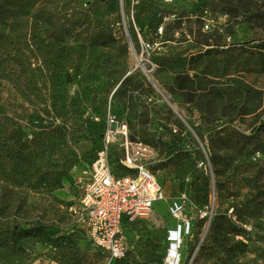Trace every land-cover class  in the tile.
Masks as SVG:
<instances>
[{
    "label": "rangeland",
    "instance_id": "obj_1",
    "mask_svg": "<svg viewBox=\"0 0 264 264\" xmlns=\"http://www.w3.org/2000/svg\"><path fill=\"white\" fill-rule=\"evenodd\" d=\"M22 1L33 31L31 46L35 52L41 48L45 59L31 60L30 69L42 75L35 71L36 83L30 91L21 83L16 86L15 109L20 118L39 114L63 128L70 141L61 154L52 155H60V163L63 157L69 159L66 165L71 164V170L63 177L62 188L54 192L62 203L48 221L51 227L28 238L0 235V264H165L168 232L179 222L169 206L180 195L186 197L183 217L192 227L182 264H195L210 224L224 216L246 230V237L232 239L246 245L239 258L247 259L241 264L252 259L264 263V201L259 206L238 205V220L230 207L233 198L241 201L247 192L252 197L257 188L264 191V154L256 151L246 158L255 167L238 158L236 170L218 175L210 147L221 128L245 136L235 146L244 149L243 154L257 144L264 147V125L258 130L264 124V110L232 124L222 125V120L204 124L180 90L190 86L187 78L194 82L193 88L200 83L212 92L227 89L237 79L261 90L264 100V0ZM257 12L262 16L257 17L259 23L251 17ZM39 18L45 23L38 30ZM102 31L113 38L109 44L87 41ZM3 87L5 100L14 95L7 82ZM107 112L127 125L130 141L155 151L148 167L167 198L155 201L146 218L123 225L127 252L116 261L91 245L69 211L80 195L76 182L85 177L100 145ZM24 130V138L29 139V129ZM257 130L259 138L253 136ZM219 134L226 135L224 130ZM204 206L211 212L208 219L197 212ZM252 212H257L255 217Z\"/></svg>",
    "mask_w": 264,
    "mask_h": 264
},
{
    "label": "trees",
    "instance_id": "obj_2",
    "mask_svg": "<svg viewBox=\"0 0 264 264\" xmlns=\"http://www.w3.org/2000/svg\"><path fill=\"white\" fill-rule=\"evenodd\" d=\"M6 6L8 8H5ZM25 7L26 4L22 0H0V235H18L21 238L45 232L51 227L48 221L58 213L57 204L62 203L54 196V192L62 188V179L71 170V164L66 165L70 163L69 159L63 157L64 162L60 163V155L58 158L52 155L54 152L61 154L70 141L63 128L48 122L46 117L40 118L39 114L35 118L32 114L20 118L15 109L16 99L13 91L16 86L21 83L25 90L30 91L36 83L35 71L42 75V71L30 69L31 60L40 63L45 59L41 48L35 52L31 46L33 31L31 32L27 25ZM256 14L251 17L258 22L257 19L262 16L258 17V12ZM37 22L39 30V26L45 22L43 18H39ZM39 35L40 33H37V38ZM106 35L102 31L91 35L87 41L96 46H105L113 39ZM38 43L41 45L43 41L40 39ZM43 78L45 83L44 72ZM180 80L181 78L176 79ZM186 80L190 86L180 88L184 90L181 95L185 97V102L194 104L204 124L214 120H222V125L232 124L245 116L257 115L264 110L262 91L245 81L233 79L227 89L212 92L205 86H200V83L197 89L193 88L191 85L194 82L188 78ZM4 82L8 83L11 93L14 94L6 100L2 93ZM6 103H9V106ZM218 110L221 111L216 115ZM53 113L57 115L58 108H54ZM262 125L264 124H261L258 130ZM217 126L214 125L212 129ZM27 128L29 139L23 136L24 129ZM223 130L226 135L220 137L219 133ZM226 130L227 128H221L220 131H215L217 140L210 143L211 163L218 175H224L231 168L236 170L239 164L234 162L235 159L239 158V161L245 164L246 158L249 159L256 151L264 154V147L258 144L243 154L244 149L235 146L239 145L245 136L232 129L226 133ZM258 130L254 137L259 138ZM69 138L73 140L72 136ZM245 165L255 167L252 160ZM261 169L259 166L256 174ZM245 179L248 180L249 177ZM256 187L253 185V188ZM258 189L252 197H249L250 193L247 192L244 200L233 198L230 207L235 211L237 220L240 218L238 205L244 204V207H247L245 205L251 202L259 206L264 201V191ZM256 213L250 214L255 217ZM209 228L208 242L202 243L195 264H241V260L247 259L246 256L239 258L243 252L241 249L246 248V245L238 240L232 241L237 235L246 237V230L238 227L233 219H227L226 216L217 217ZM247 264L264 263L252 259Z\"/></svg>",
    "mask_w": 264,
    "mask_h": 264
},
{
    "label": "built area",
    "instance_id": "obj_3",
    "mask_svg": "<svg viewBox=\"0 0 264 264\" xmlns=\"http://www.w3.org/2000/svg\"><path fill=\"white\" fill-rule=\"evenodd\" d=\"M103 122L100 145L85 177L76 182L80 195L69 211L76 216L91 245L116 261L127 252L123 225L146 218L155 201L167 198L148 167L155 151L140 141H130L127 125L111 112L104 115ZM201 165L206 167V161H201ZM185 202L186 197L180 195L171 202L169 213L179 220L172 228L187 235L192 227L190 219L183 217ZM197 212L203 219L211 215L208 206ZM168 233L172 235L171 228ZM179 262V253L169 256L166 251L165 264Z\"/></svg>",
    "mask_w": 264,
    "mask_h": 264
},
{
    "label": "bare ground",
    "instance_id": "obj_4",
    "mask_svg": "<svg viewBox=\"0 0 264 264\" xmlns=\"http://www.w3.org/2000/svg\"><path fill=\"white\" fill-rule=\"evenodd\" d=\"M172 235L167 236V252H169V256L174 255L176 253L180 254V264L184 263V259L181 260V254L184 249H186V235L183 234V230L178 231L177 229L171 228Z\"/></svg>",
    "mask_w": 264,
    "mask_h": 264
},
{
    "label": "water",
    "instance_id": "obj_5",
    "mask_svg": "<svg viewBox=\"0 0 264 264\" xmlns=\"http://www.w3.org/2000/svg\"><path fill=\"white\" fill-rule=\"evenodd\" d=\"M125 39H126L127 43H129V38H128L126 32H125ZM142 68H143V67H142Z\"/></svg>",
    "mask_w": 264,
    "mask_h": 264
}]
</instances>
